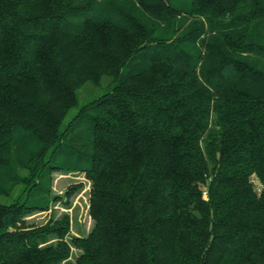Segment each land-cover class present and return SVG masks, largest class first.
<instances>
[{
    "label": "trees",
    "instance_id": "16d2710c",
    "mask_svg": "<svg viewBox=\"0 0 264 264\" xmlns=\"http://www.w3.org/2000/svg\"><path fill=\"white\" fill-rule=\"evenodd\" d=\"M0 264H264V0H0Z\"/></svg>",
    "mask_w": 264,
    "mask_h": 264
},
{
    "label": "rangeland",
    "instance_id": "374dc122",
    "mask_svg": "<svg viewBox=\"0 0 264 264\" xmlns=\"http://www.w3.org/2000/svg\"><path fill=\"white\" fill-rule=\"evenodd\" d=\"M102 85L104 86V84ZM99 89L93 84H87L79 91V104L84 105L100 97ZM252 182L257 190L262 188L256 176L252 178ZM51 187V209L47 212H27L24 217L27 228L47 226L52 224L50 222L61 220L68 215L70 218V233L67 240L71 242L75 237H87L94 227V221L90 215L92 183L86 179L83 173H55L52 177ZM72 188H76V190L71 192ZM78 253L77 250H73L71 260H75Z\"/></svg>",
    "mask_w": 264,
    "mask_h": 264
}]
</instances>
